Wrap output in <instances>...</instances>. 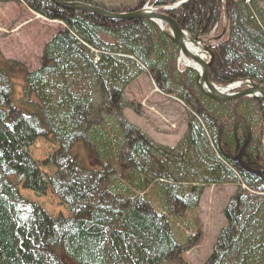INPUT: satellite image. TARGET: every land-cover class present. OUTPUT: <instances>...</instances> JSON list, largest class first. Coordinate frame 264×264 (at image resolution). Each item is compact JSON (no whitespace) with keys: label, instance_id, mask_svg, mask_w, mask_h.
<instances>
[{"label":"trees","instance_id":"1","mask_svg":"<svg viewBox=\"0 0 264 264\" xmlns=\"http://www.w3.org/2000/svg\"><path fill=\"white\" fill-rule=\"evenodd\" d=\"M9 1L61 26L38 67L23 73L16 103L10 62L0 54V264H189L184 253L200 232L191 225V241L178 243L171 221L194 210L206 186L226 184L236 190L203 264H264V102L206 97L194 73L177 68L179 48L149 20L104 19L52 0L0 3ZM62 1L113 13L147 3L192 38L220 32L224 16L209 80L264 85V0H188L168 10L177 0ZM143 74L185 109L186 131L175 147L123 118L124 109L139 113L125 89ZM40 137L57 149L36 163L28 149ZM19 187L37 197L50 190L69 216L52 217Z\"/></svg>","mask_w":264,"mask_h":264},{"label":"rangeland","instance_id":"2","mask_svg":"<svg viewBox=\"0 0 264 264\" xmlns=\"http://www.w3.org/2000/svg\"><path fill=\"white\" fill-rule=\"evenodd\" d=\"M103 1L112 3V0ZM180 1L182 0H177L163 9L174 8ZM143 6H146V3ZM147 7L154 8L149 4ZM60 26L57 21H47L19 3L12 1L0 3V54L4 61L10 62L8 69L11 71L15 103L21 98L23 73L38 67L44 43ZM224 29L222 27L221 30ZM220 33L221 31H218L212 33V36H202V39L212 43L211 39L219 38ZM13 63H16L14 67H12ZM176 66L178 69H183L184 64L177 59ZM125 99L132 103H139L138 114L132 109L122 111L123 118L128 124L136 127L155 143L169 147L177 145L178 139L186 131L185 112L181 104L160 94L147 75H141L126 87ZM56 149L55 144L40 137L29 147L28 152L36 163H41ZM40 171L46 174L53 172L52 168L46 167H40ZM235 190L236 186L227 184L206 186L198 206L184 217V224L190 223L201 232L200 239L184 253L185 260L189 264H203L211 253L215 238L225 226L222 208ZM19 193L23 198L36 203L52 217L69 216L66 208L50 192L43 197H36L29 191L19 188ZM176 228L179 241H186L184 239L186 233L183 229Z\"/></svg>","mask_w":264,"mask_h":264},{"label":"water","instance_id":"3","mask_svg":"<svg viewBox=\"0 0 264 264\" xmlns=\"http://www.w3.org/2000/svg\"><path fill=\"white\" fill-rule=\"evenodd\" d=\"M56 5L73 11H83L91 13L97 17H101L109 20H133V19H146L156 25L162 33L179 48V57L190 61L194 66L199 68V72L193 67L185 66L193 71L195 75V83L198 89L208 98L217 101H227L234 100L241 97H255L264 100V90L260 87V84L252 79H243L228 85L226 87H220L213 84L208 78V69L213 61V53L210 49L211 45H208L209 41L204 42L202 39V34L199 33L194 38L190 37L189 34L182 30L178 24L169 15L165 13H160L150 8L144 7L140 10H135L132 13H111L105 11L101 8L91 6L82 2H65L62 0H52ZM187 0L181 1L178 5L183 4ZM161 25L165 27L162 28ZM225 32L223 30L222 34ZM221 34V35H222ZM218 38H213L211 40H217ZM184 40H187L185 42ZM199 48V55L191 53L186 47ZM200 55H204L207 59H202ZM237 89L236 91H230ZM262 152L264 155V142L262 144ZM243 171V170H242Z\"/></svg>","mask_w":264,"mask_h":264},{"label":"bare ground","instance_id":"4","mask_svg":"<svg viewBox=\"0 0 264 264\" xmlns=\"http://www.w3.org/2000/svg\"><path fill=\"white\" fill-rule=\"evenodd\" d=\"M86 4H88V3H86ZM89 5H91V4H89ZM58 6V5H57ZM91 6H94V5H91ZM60 7V6H59ZM94 7H96V6H94ZM98 8H100V7H98ZM102 9V8H101ZM135 10H130V11H127V12H122V13H132V12H134ZM109 12V11H108ZM111 13H113V12H111ZM116 14H118V13H116ZM120 14V13H119ZM133 20H135V19H133ZM222 22H223V26H224V28L226 29V22H225V18H224V16L222 17ZM162 26V28H164L163 27V25H161ZM220 39H217L216 41L218 42ZM185 42H187V40H184ZM220 42H218L217 43V45L219 44ZM216 45V46H217ZM186 47H188L187 49L191 52V53H194V54H197V55H199V48H196V47H194V48H191L190 46H186ZM200 57L202 58V59H204L205 60V56L204 55H200ZM180 61L186 66H190V67H193L195 70H197L198 72H199V68L197 67V66H194L190 61H187V60H185V59H180ZM260 87L264 90V85H261L260 84ZM98 95L95 93V98H97L98 99V97H97ZM241 98H253V99H258V100H261V101H263L264 102V100H262V99H260V98H255V97H241ZM241 98H237V99H241ZM234 100H236V99H234ZM227 101H233V100H227ZM222 102H226V101H222ZM238 155H243L244 156V153L242 152V151H239L238 152V154L236 155V156H238ZM262 155H263V152H262ZM236 156H234V158L236 157ZM263 158H264V155H263ZM248 158H246L245 157V160H247ZM251 162V161H250ZM53 170V169H52ZM239 171H241V172H243L242 170H240L239 169ZM243 173H245V172H243ZM53 174V172L51 173V174H47V175H52ZM246 174V173H245ZM250 174H253V175H255V173H250ZM48 192H50L51 193V191L50 190H48L46 193H48ZM52 194V193H51ZM65 207V206H64ZM190 211V210H189ZM189 211H186L184 214H182L180 217H179V222L177 221V220H172L171 221V230H172V233L174 234V236H175V238H176V240H177V242L178 243H181L182 244V242H180L179 241V239H178V237H177V234H176V232H177V228L176 227H178V228H181V229H183V231L186 233V236L184 237V239H188L189 238V241H191V239H190V235H191V233H192V230H191V225H190V223H186V224H184V222H183V220H185V218L184 217H187V213L189 212ZM199 232H200V230H199ZM200 234H201V232H200ZM185 242V241H184Z\"/></svg>","mask_w":264,"mask_h":264}]
</instances>
